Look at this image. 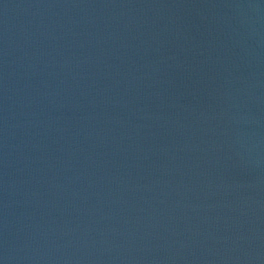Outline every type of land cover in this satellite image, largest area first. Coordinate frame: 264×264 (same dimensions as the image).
<instances>
[{
	"label": "water",
	"instance_id": "95a60500",
	"mask_svg": "<svg viewBox=\"0 0 264 264\" xmlns=\"http://www.w3.org/2000/svg\"><path fill=\"white\" fill-rule=\"evenodd\" d=\"M0 264H264V0H0Z\"/></svg>",
	"mask_w": 264,
	"mask_h": 264
}]
</instances>
